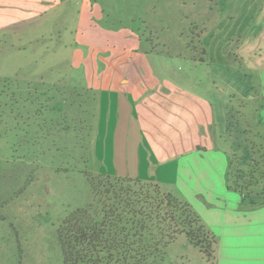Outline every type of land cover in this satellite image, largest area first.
<instances>
[{
	"label": "rangeland",
	"instance_id": "obj_1",
	"mask_svg": "<svg viewBox=\"0 0 264 264\" xmlns=\"http://www.w3.org/2000/svg\"><path fill=\"white\" fill-rule=\"evenodd\" d=\"M114 1L104 7L113 25L125 23L151 38L152 49L165 52L155 61L158 68L188 69L166 52L226 53L232 64L246 69L264 60V0ZM63 3L70 7L63 9ZM73 5L61 0L38 19H22L0 34V264H62L57 229L67 214L95 198L87 176L138 179L146 177L150 166L140 137L133 138L136 129L131 126L128 142L121 131L113 136L112 122L98 124L84 102L80 75L69 73L73 44L63 41L73 25ZM27 10L24 6V15ZM194 67L193 78L205 87L202 77L210 79L230 99L223 140L232 159L231 186L249 182L255 185L250 190L261 194L264 132L256 121L259 98L248 71L237 64L222 70ZM171 177L158 171L161 183L173 182ZM144 185L129 188L147 191ZM161 186L164 193L179 191L187 197L175 186ZM174 238L163 250V264H214L184 235Z\"/></svg>",
	"mask_w": 264,
	"mask_h": 264
},
{
	"label": "crops",
	"instance_id": "obj_2",
	"mask_svg": "<svg viewBox=\"0 0 264 264\" xmlns=\"http://www.w3.org/2000/svg\"><path fill=\"white\" fill-rule=\"evenodd\" d=\"M72 1L75 17L72 28L65 31L68 40L63 41L73 44L69 73L80 75L82 91L87 93L84 102L93 109L98 124L112 122L113 136L121 131L128 142L131 126L136 129L133 138L140 137L150 161L146 177L139 175L138 180L175 186L186 193L187 201L216 236L214 264H264V205H243L228 181L230 152L223 138L228 134L230 99L210 79L202 77L209 90L191 74L195 65H216L220 70L236 68V64L246 67L232 64L229 54L205 50L202 57L166 52L181 60L186 71L184 67L158 68L155 61L165 52L152 49L151 38L125 23L113 25L104 11L108 0ZM60 2L0 0V34L22 19H38ZM65 3L63 9L70 7ZM24 6L29 9L25 15ZM246 71L257 91L256 121L264 132V60ZM105 129L108 133L109 125ZM158 171L171 174L173 182H159Z\"/></svg>",
	"mask_w": 264,
	"mask_h": 264
},
{
	"label": "trees",
	"instance_id": "obj_3",
	"mask_svg": "<svg viewBox=\"0 0 264 264\" xmlns=\"http://www.w3.org/2000/svg\"><path fill=\"white\" fill-rule=\"evenodd\" d=\"M231 166L229 157L228 179ZM87 182L95 198L67 214L57 229L62 264H163V250L175 235H184L215 260V234L179 191L164 193L155 182L146 181V185L138 179L100 173L87 176ZM141 183L147 191L129 188ZM251 187L255 185L248 182L232 189L239 193L243 205H264V184L261 194L252 192ZM161 224L164 231H159Z\"/></svg>",
	"mask_w": 264,
	"mask_h": 264
}]
</instances>
